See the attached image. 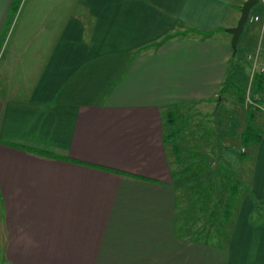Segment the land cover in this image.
<instances>
[{
  "label": "crops",
  "instance_id": "0c3cea01",
  "mask_svg": "<svg viewBox=\"0 0 264 264\" xmlns=\"http://www.w3.org/2000/svg\"><path fill=\"white\" fill-rule=\"evenodd\" d=\"M245 1L0 0L1 60L9 36L10 68L31 69L25 84L0 71L3 264H264V76L246 60H262L264 0L235 59L226 32ZM248 73L263 88L237 136L260 138L237 169L214 158L212 186L187 196L182 148L222 156ZM177 120L181 155L166 142ZM17 226L38 247L17 245Z\"/></svg>",
  "mask_w": 264,
  "mask_h": 264
},
{
  "label": "rangeland",
  "instance_id": "374dc122",
  "mask_svg": "<svg viewBox=\"0 0 264 264\" xmlns=\"http://www.w3.org/2000/svg\"><path fill=\"white\" fill-rule=\"evenodd\" d=\"M258 8L259 7L257 5L256 7H254L250 11V17L254 14L255 11L258 10ZM248 25H249V22L247 21V23L245 24V30L247 29ZM12 29H13V26H11L9 28V35L12 34ZM11 39L12 38L8 36V39L6 40V43L4 45V49H3L4 58L2 60H1V55H0V71H3L5 69V71H7L16 82H21V83L25 84V82L30 80V77H31L29 74V73H31L30 67L29 66L25 67V70L23 71V73L21 72V74H19V72L22 70V68H16V69H14V71H12V69L10 68L9 63L7 61V59H8L7 57H8L9 52L11 51V46H12ZM239 47H240V51H241V43H240ZM240 51L238 53L237 61H239V58L241 56ZM9 74L7 75V78L9 77ZM249 76H250V73H248L246 75V79H245L246 82H245V85H243L244 92H245L244 96H245V100H246V101H244L245 104H241V111H237L236 114H231L237 120V123H234L235 124L234 125L232 123L233 120L231 121V119L228 120L229 122L226 121L227 131H229V134L231 137H229L227 134V137H229L230 139L228 138L226 141L225 134L222 133V135H221L220 139H222L221 142H222V146H223L221 149L223 151L222 156L219 158V155L216 154L215 156L212 155L213 156L212 158H211V155H205L202 157L200 155L201 153L199 152V149L201 147L206 148L207 146L212 147L213 143L210 141H207V140L200 142V141H198V138L197 139L191 138V137L187 138V142H188L187 147L182 148L184 156H185V163L186 164L181 166V169L183 171L180 172V175H178L177 178H175V184L177 186L178 181H180V176L181 175L184 176L183 179H185V176H186V179L189 181V183L191 185L187 189L188 193H189V194H187V196H191V194H196L197 192L199 195L204 196L207 193L206 190H203V188H207V187L212 186V184H211L212 181L210 180V175H208L209 174L208 171H206L205 169H206V166L213 167V164H214L213 160L216 159L215 162H217V160H221L220 162L218 161V164L216 166L217 168L222 167V165H224L226 162L230 166H233L235 169H237L239 167V165H237V164L238 163L240 164L241 159H242L241 156L239 155L240 147L245 144V143L241 142V140L239 139V136H237L239 127L241 126V122H242L240 117L244 116L243 114L246 113V110L248 108V100L253 99L254 92L256 91V87H254V84H252L251 87L248 86ZM4 79H5V77H4ZM8 83H10V79L0 80V84L7 85ZM256 97H258V96H256ZM249 107H250V105H249ZM230 112H232V111H230ZM230 112L227 110L226 113L229 114ZM183 122L184 121L179 122L177 120L174 128H172L173 131H175V130L178 131V133L176 134V138L174 140V143L178 144V146H179V144L181 146H184L183 145L184 142L182 140L183 137L180 136V134L182 135L181 126L183 124H185ZM255 122H256V120L253 119V123H252L253 126H256ZM174 123H172L171 126H173ZM171 138H172V135L168 136L167 144L168 143H170L171 145L173 144V142H172L173 139H171ZM169 148H171V146L169 147V144H168V149ZM214 150H217V153H218L219 148L214 149ZM177 155H181V153L178 152ZM224 185H226L227 188H225ZM221 187H222L221 188L222 193L219 196L221 198H224V197L228 196V193H229L228 182L222 181ZM192 190H193V192H192ZM184 192H185V189H183V188L179 189V195L180 196L183 195ZM190 192H192V193L190 194ZM218 205L222 206L223 202L221 201ZM213 225L215 227V221L213 222ZM1 232H2V230L0 228V243L2 242ZM3 261H4V254L0 249V264H3L4 263Z\"/></svg>",
  "mask_w": 264,
  "mask_h": 264
},
{
  "label": "water",
  "instance_id": "95a60500",
  "mask_svg": "<svg viewBox=\"0 0 264 264\" xmlns=\"http://www.w3.org/2000/svg\"><path fill=\"white\" fill-rule=\"evenodd\" d=\"M258 1L259 0H246L240 9V17L238 19L237 25L233 28L226 29V32L232 35V41H231L232 59L236 58L237 44L240 35L244 29L246 22L249 19L250 11L257 5Z\"/></svg>",
  "mask_w": 264,
  "mask_h": 264
},
{
  "label": "trees",
  "instance_id": "16d2710c",
  "mask_svg": "<svg viewBox=\"0 0 264 264\" xmlns=\"http://www.w3.org/2000/svg\"><path fill=\"white\" fill-rule=\"evenodd\" d=\"M20 1L21 0H14V2L12 3V6L14 7V9L17 7V5L18 4H20ZM258 76V75H257ZM260 77H262V76H259V77H256L257 79L258 78H260ZM263 82H262V80L261 79H259L258 80V82H257V84H256V90L257 91H259V93H261L260 91L262 90V88H263V84H262ZM242 99H244L243 97H242ZM250 109V111H252V112H257V110L256 109H254L252 106H250L249 107ZM169 121H170V123L172 124L174 121H173V119H169ZM174 133H172V134H170V135H173ZM169 135V136H170ZM260 138V135H257L256 134V132H255V130L254 129H251V128H249V130L246 132V133H244L243 134V141L245 142V143H249V142H254L255 140H258ZM173 139V138H172ZM166 142H167V138H166ZM172 142H173V144L171 145V147H172V149H173V151H174V154H176L177 155V153L178 152H180V149H179V147H177V145L174 143V140H172Z\"/></svg>",
  "mask_w": 264,
  "mask_h": 264
},
{
  "label": "built area",
  "instance_id": "2783aa9c",
  "mask_svg": "<svg viewBox=\"0 0 264 264\" xmlns=\"http://www.w3.org/2000/svg\"><path fill=\"white\" fill-rule=\"evenodd\" d=\"M258 17L255 16V17H250L249 20L251 21H258ZM258 52V51H257ZM259 53V52H258ZM258 56L257 54L255 53L254 55H247L246 57V60L251 62L252 63V77L251 79L253 80L257 75H261V76H264V51L262 52V60L261 61H258ZM255 97H253V99L251 100H248V104L250 106H252L254 109H258V103L255 101ZM242 151H244L242 149Z\"/></svg>",
  "mask_w": 264,
  "mask_h": 264
},
{
  "label": "clouds",
  "instance_id": "9594fccd",
  "mask_svg": "<svg viewBox=\"0 0 264 264\" xmlns=\"http://www.w3.org/2000/svg\"><path fill=\"white\" fill-rule=\"evenodd\" d=\"M15 242L25 250L38 247V243L24 230V227L22 226H17L16 228Z\"/></svg>",
  "mask_w": 264,
  "mask_h": 264
}]
</instances>
